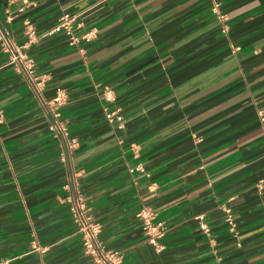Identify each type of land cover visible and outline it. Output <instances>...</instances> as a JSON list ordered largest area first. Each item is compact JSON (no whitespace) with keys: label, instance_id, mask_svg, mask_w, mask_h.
<instances>
[{"label":"crops","instance_id":"0c3cea01","mask_svg":"<svg viewBox=\"0 0 264 264\" xmlns=\"http://www.w3.org/2000/svg\"><path fill=\"white\" fill-rule=\"evenodd\" d=\"M64 15L70 35L41 36ZM2 38L34 61L44 101L64 92L68 164ZM70 177L117 264H264V0H0V264H98L65 200ZM144 208L167 229L160 249Z\"/></svg>","mask_w":264,"mask_h":264},{"label":"built area","instance_id":"2783aa9c","mask_svg":"<svg viewBox=\"0 0 264 264\" xmlns=\"http://www.w3.org/2000/svg\"><path fill=\"white\" fill-rule=\"evenodd\" d=\"M212 12L222 23V32L227 33V16L221 12L220 6L216 1H213ZM74 20V16L64 15L59 19L56 26L41 36H51L59 32L70 35ZM24 34L26 37L24 45H29L37 40L35 29L28 23L25 25ZM93 34L94 33L90 31L84 34L81 39L89 41L93 38ZM72 39L74 40V38ZM2 51L10 55L8 65H14L18 69V71L26 79L33 94L40 101L45 114L49 118L50 130L52 131L54 137L61 144V160L62 162H66L68 164L69 156L71 154L72 148L76 145V140L69 137L67 129L60 119V109L66 103V96L64 92L58 88L56 89L55 96L52 100L48 102L44 101L41 94L45 79L44 77L37 75L34 61L24 55L19 46L15 45L12 41L6 38H2ZM110 93L111 91L109 90L105 91L104 93V97L107 101L110 100ZM105 116L111 123L117 122L120 125L122 122V117L115 112L106 111ZM261 116L263 115L261 114ZM263 187L264 179L258 181L256 184L258 194H261ZM64 188L67 191L65 200L69 204L71 217L77 226L78 232L81 235V245L84 252L87 255L93 257V259L98 264H117V261L121 258V255L118 252L105 251L102 248L98 239L100 226L99 224L93 222L91 217L87 214L83 197L79 191H77L76 185L71 177L68 183L64 185ZM225 213L227 214V221L232 225V217L229 214V210L226 209ZM154 216V212L148 208L142 209L137 215L138 219L141 221L143 235L145 236L147 243L157 247V249H160L161 247L159 245V240L165 236L167 229L162 222H154ZM194 220L198 222L202 233L208 236L210 234V229L207 223L204 221L203 216L197 215L194 217Z\"/></svg>","mask_w":264,"mask_h":264}]
</instances>
